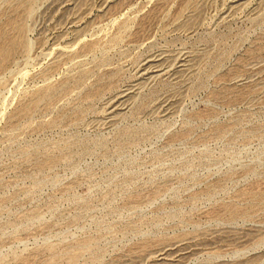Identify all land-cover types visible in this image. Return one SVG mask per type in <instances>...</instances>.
I'll use <instances>...</instances> for the list:
<instances>
[{
    "label": "rangeland",
    "instance_id": "rangeland-1",
    "mask_svg": "<svg viewBox=\"0 0 264 264\" xmlns=\"http://www.w3.org/2000/svg\"><path fill=\"white\" fill-rule=\"evenodd\" d=\"M20 24L0 264H264V0H0Z\"/></svg>",
    "mask_w": 264,
    "mask_h": 264
},
{
    "label": "bare ground",
    "instance_id": "bare-ground-1",
    "mask_svg": "<svg viewBox=\"0 0 264 264\" xmlns=\"http://www.w3.org/2000/svg\"><path fill=\"white\" fill-rule=\"evenodd\" d=\"M15 30H16L15 36L13 35V37L6 38L3 41V43L1 44V46H0V61H4L5 62V61L9 60V58L11 57V55L13 53H15L18 50V48H24V50H26L29 47L28 44L25 41H22L21 34H22L23 28H22L21 24L20 25H17L15 27ZM41 94L43 96H48L49 90L48 89L43 90L41 92ZM51 98H52V96H51ZM45 99H46V97H45ZM49 101H51V100H49Z\"/></svg>",
    "mask_w": 264,
    "mask_h": 264
}]
</instances>
